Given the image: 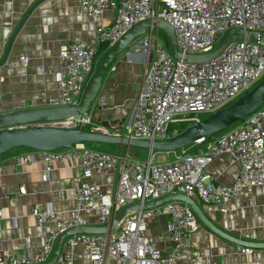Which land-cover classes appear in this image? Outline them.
<instances>
[{
	"label": "built area",
	"instance_id": "obj_1",
	"mask_svg": "<svg viewBox=\"0 0 264 264\" xmlns=\"http://www.w3.org/2000/svg\"><path fill=\"white\" fill-rule=\"evenodd\" d=\"M79 10L92 19L111 11L113 18L108 25L94 23L95 45L76 36L60 47L59 94L46 97L42 92L43 107L77 105L93 72L99 46L104 42L109 46L142 20L161 18L170 24L182 54L212 50L230 29L264 32V0H81ZM127 50L148 58L142 101L124 133L135 139H166L172 123L195 122L200 113L210 114L226 107L264 77V43L245 38L231 40L216 57L203 62L174 58L166 41L159 39L157 29L146 30ZM28 60L26 54H21L17 62L7 64L27 65ZM40 69L45 72L43 66ZM1 96L0 89V100ZM77 123L90 131L109 132L95 125L87 112L83 116L41 122L62 127ZM203 143L205 149L189 152L182 148L162 162L153 161L151 154L138 160L84 143L49 151L24 149L14 156L13 163L40 159L45 172L62 161L76 168L75 206L68 214H57L49 207L34 208L35 222L46 227L41 252L29 255L20 250L0 251V264H42L65 230L108 224L126 205L142 204L172 193L185 194L198 203L219 205L226 212L232 199L251 195L254 187L264 182V103L237 124L195 144ZM221 154L238 162L230 183L215 181L207 171ZM106 168L119 170L113 195L103 193L91 179L94 171ZM19 192L24 194L25 187L21 186ZM160 216L167 217L164 232L150 233V223ZM91 218L97 223H92ZM200 224L187 203L171 200L128 213L111 231L74 234L66 241L64 251L71 258L76 245L84 246L89 264H177L179 259L192 254L190 237ZM163 241L169 243L166 252L160 247Z\"/></svg>",
	"mask_w": 264,
	"mask_h": 264
},
{
	"label": "crops",
	"instance_id": "obj_2",
	"mask_svg": "<svg viewBox=\"0 0 264 264\" xmlns=\"http://www.w3.org/2000/svg\"><path fill=\"white\" fill-rule=\"evenodd\" d=\"M80 2L0 0V60L14 35L6 61L0 66V113L43 107L40 104L42 92L46 97L59 94L57 73L60 70V47L76 36L89 45L97 43L94 23L110 24L113 12L106 11L101 17L92 19L79 10ZM28 10L29 14L20 24ZM21 54L28 56L27 65L7 64L17 62ZM40 66L45 68V72ZM146 66L148 58L143 54L131 53L126 49L116 56L103 73L99 93L87 111L95 125L124 135L142 101ZM94 144L108 146L115 151H105L131 158L138 155L141 158L142 150H145L134 146ZM205 146L204 143L192 145L193 151L189 152H198ZM22 151L24 149H14L0 155V251L20 250L37 255L42 250L46 227L35 222L32 210L49 207L57 214H68L75 206L73 191L78 186L77 171L68 161L56 162L48 172H45L40 159L13 163L14 156ZM169 153L159 155L156 162L171 159L173 156L169 157ZM147 154L150 155L149 152ZM237 169L235 159L221 154L208 166L207 171L215 181L230 183ZM118 177L117 168H106L94 171L91 179L103 193L113 195ZM21 186L25 187L24 194L19 192ZM198 205L205 216L224 232L246 241L264 242V182L255 186L251 195L232 199L226 205V212H222L219 205ZM157 219L158 225L155 227L153 220L150 228H155L153 233H163L167 217ZM91 221L97 223L95 218H91ZM70 237L62 241L58 260L54 264H89L87 250L82 245L74 247L71 258L66 257L64 245ZM160 247L166 252L169 243L163 241ZM190 249L192 254L182 257L177 264H264V248H248L241 252L239 245L219 237L202 223L190 237Z\"/></svg>",
	"mask_w": 264,
	"mask_h": 264
},
{
	"label": "water",
	"instance_id": "obj_3",
	"mask_svg": "<svg viewBox=\"0 0 264 264\" xmlns=\"http://www.w3.org/2000/svg\"><path fill=\"white\" fill-rule=\"evenodd\" d=\"M40 2V1H39ZM38 3V2H37ZM35 3V6L36 4ZM34 5L31 7L33 8ZM30 10L21 20L23 23ZM159 29L162 31L168 49L176 59L186 62H203L217 56L220 50L231 40L247 39L264 43V32L242 31L230 29L220 39L218 44L210 51L201 54H182L176 46L175 31L173 27L161 18L142 20L132 25L115 42L111 43L95 61L94 69L87 80L79 103L67 107H35L0 113V155L17 148H29L38 151H49L57 148H68L75 144L102 143L118 146H134L146 149L150 154L153 151L170 152L185 148L196 143L199 139L216 134L244 117L252 114L264 103V77L249 91L241 95L230 105L217 109L207 117L199 119L188 125L181 132L163 140L135 139L129 136L111 132L90 131L77 123L71 127L42 125L41 122L61 120L73 116H83L96 99L102 85V76L105 70L112 64L116 56L123 54L129 44L145 33L146 30ZM14 35L10 38L4 55L0 60V66L5 63ZM171 200H180L187 203L208 230L228 241L244 248H264V242L246 241L234 237L212 223L203 213L198 202L193 198L181 194L172 193L158 199L146 201L142 204L133 203L122 207L105 225L73 227L62 232L55 241L52 253L43 264H54L59 257L62 241L68 236L78 233H104L114 229L125 215L138 209H147L163 204Z\"/></svg>",
	"mask_w": 264,
	"mask_h": 264
},
{
	"label": "rangeland",
	"instance_id": "obj_4",
	"mask_svg": "<svg viewBox=\"0 0 264 264\" xmlns=\"http://www.w3.org/2000/svg\"><path fill=\"white\" fill-rule=\"evenodd\" d=\"M155 30V29H154ZM158 31V37H159V39L161 40V41H166L165 40V38H164V35H163V33H162V31L161 30H157ZM97 57V56H96ZM239 98V97H238ZM231 104V103H230ZM227 105H229V104H227ZM209 115V113H200V114H198L197 115V117H199V118H203V117H205V116H208ZM187 124H188V122H185V123H172L171 125H170V128H169V130H168V132H167V137H168V134L170 133V131H175V129H177L179 126H181V125H183V126H187ZM86 145H88V146H91L92 148H96V149H102V150H110V151H115L114 149H112V148H109L108 146H101V145H97V144H94V143H86ZM194 145H196V144H194ZM114 146H118V145H114ZM186 148V147H185ZM112 149V150H111ZM187 149V151H193V148H191V146L189 147H187L186 148ZM142 151H144L143 152V154H142V157L140 158V156L138 155V156H136V157H134V158H137V157H139L138 159H141V160H144V159H147L148 158V154L146 155V153H148V151L145 149V150H142ZM176 151V150H175ZM175 151H170V153L168 154V155H170L169 157H171V156H173L174 155V153H175ZM152 154H153V156H152V160L154 161H157V160H159V155H163L164 154V151H153L152 152ZM145 155V156H144ZM159 219V218H158ZM158 219L156 218L152 223H154L155 224V227L158 225ZM149 232L150 233H153V232H155V228H150V226H149Z\"/></svg>",
	"mask_w": 264,
	"mask_h": 264
},
{
	"label": "trees",
	"instance_id": "obj_5",
	"mask_svg": "<svg viewBox=\"0 0 264 264\" xmlns=\"http://www.w3.org/2000/svg\"><path fill=\"white\" fill-rule=\"evenodd\" d=\"M108 47V43L107 42H104V43H102L100 46H99V48H98V53H97V56H98V54H100L102 51H104L106 48ZM205 117H207V116H205ZM205 117H203V118H205ZM203 118H199V119H203ZM239 121H237V122H235V123H233L232 125H235V124H237ZM191 123H193V122H188V124H187V126L188 125H190ZM231 125V126H232ZM187 126H183V125H181V126H179L177 129H175V131H170V133L168 134V137H171V136H173V135H175V134H177V133H179V132H181L183 129H185ZM229 128V127H228ZM209 136H211V135H209ZM208 136V137H209ZM192 145H194V144H192ZM192 145H190V146H192ZM189 146V147H190ZM188 147V146H187ZM186 147V148H187ZM17 149H19V150H23V149H29V148H17Z\"/></svg>",
	"mask_w": 264,
	"mask_h": 264
}]
</instances>
